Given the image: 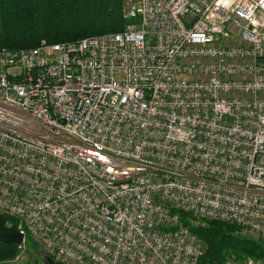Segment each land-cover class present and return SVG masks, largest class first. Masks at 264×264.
<instances>
[{
    "label": "built area",
    "instance_id": "2783aa9c",
    "mask_svg": "<svg viewBox=\"0 0 264 264\" xmlns=\"http://www.w3.org/2000/svg\"><path fill=\"white\" fill-rule=\"evenodd\" d=\"M122 17L0 50V215L18 248L198 264L181 212L264 237V0H124Z\"/></svg>",
    "mask_w": 264,
    "mask_h": 264
},
{
    "label": "trees",
    "instance_id": "16d2710c",
    "mask_svg": "<svg viewBox=\"0 0 264 264\" xmlns=\"http://www.w3.org/2000/svg\"><path fill=\"white\" fill-rule=\"evenodd\" d=\"M124 0H0V50L30 49L42 42H76L86 37L120 32ZM264 62V56L261 58ZM181 222L201 242L198 264H239L247 259L264 262V237L254 238L235 225L208 221L193 225L194 217L181 212ZM15 221L0 215V232L14 234ZM36 244L28 239L27 244ZM18 245L0 242V262L13 259ZM44 261L53 257L42 251Z\"/></svg>",
    "mask_w": 264,
    "mask_h": 264
},
{
    "label": "rangeland",
    "instance_id": "374dc122",
    "mask_svg": "<svg viewBox=\"0 0 264 264\" xmlns=\"http://www.w3.org/2000/svg\"><path fill=\"white\" fill-rule=\"evenodd\" d=\"M257 238V236H251ZM42 249L37 244H26V247L16 251L13 259L0 262V264H47L44 261ZM232 264V263H229ZM244 264V263H239Z\"/></svg>",
    "mask_w": 264,
    "mask_h": 264
},
{
    "label": "water",
    "instance_id": "95a60500",
    "mask_svg": "<svg viewBox=\"0 0 264 264\" xmlns=\"http://www.w3.org/2000/svg\"><path fill=\"white\" fill-rule=\"evenodd\" d=\"M0 242L5 243V244L14 243L16 245H19L22 242V236L17 233L5 234V233L0 232ZM47 264H66V263H62L59 261H53L50 258H48Z\"/></svg>",
    "mask_w": 264,
    "mask_h": 264
}]
</instances>
